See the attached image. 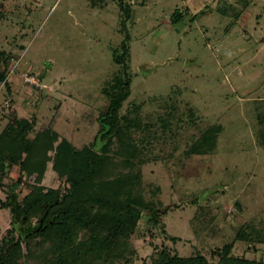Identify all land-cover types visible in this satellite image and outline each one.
Returning a JSON list of instances; mask_svg holds the SVG:
<instances>
[{
	"label": "rangeland",
	"instance_id": "1",
	"mask_svg": "<svg viewBox=\"0 0 264 264\" xmlns=\"http://www.w3.org/2000/svg\"><path fill=\"white\" fill-rule=\"evenodd\" d=\"M119 78L131 79L119 114L132 167L119 155L124 140L101 123ZM0 79V137L29 120L48 149L41 183L19 166L0 172L10 204L0 209V255L20 237L14 197L66 191L52 170L54 135L100 154L111 140L112 177L132 176L133 196L155 205L130 237L134 264L164 247L215 263L212 252L246 226L263 235L248 231L253 242L236 255L264 261V0H0ZM45 215L26 228L45 227ZM22 248L19 263L37 264L36 249Z\"/></svg>",
	"mask_w": 264,
	"mask_h": 264
},
{
	"label": "trees",
	"instance_id": "2",
	"mask_svg": "<svg viewBox=\"0 0 264 264\" xmlns=\"http://www.w3.org/2000/svg\"><path fill=\"white\" fill-rule=\"evenodd\" d=\"M130 94L131 79H117L107 91L111 101L101 123L103 131L109 129L107 136L116 134L124 140L119 155L125 165L132 167L133 136L129 128L121 124L119 114ZM9 128L0 137V172H4L6 164L19 166L27 175L37 172L41 183L48 171L45 143L37 137L31 138L33 124L29 120H21ZM48 138L49 146L56 144L52 170L66 178L68 186L63 194L59 190L37 187L22 203L14 197L12 224L20 237L17 242L4 241L0 264H20L23 242L28 249H36L29 258L37 264H134L130 237L142 219V211H151L155 205L141 196H133L132 176L122 173L112 177L111 167H108L112 141L104 147V154H100L91 146L78 149L67 139L60 141L54 135ZM213 141H208L212 148ZM2 208H10V204L0 199ZM44 214L49 220L44 229L26 228L34 217ZM22 217L27 219L25 224ZM253 230L250 226L244 227L233 242L212 252L215 263L203 254L181 256L164 247L156 251L151 264H264V261L249 260L235 253L241 243L253 242L254 238L248 236L250 231L263 235ZM123 260L126 263L119 262Z\"/></svg>",
	"mask_w": 264,
	"mask_h": 264
},
{
	"label": "water",
	"instance_id": "3",
	"mask_svg": "<svg viewBox=\"0 0 264 264\" xmlns=\"http://www.w3.org/2000/svg\"><path fill=\"white\" fill-rule=\"evenodd\" d=\"M49 208V207H48ZM47 215V214H46ZM46 215H45V217H43V220H42V222H41V225H43L44 224V222H45V218H46ZM42 229H44V227H39L38 228V230H42Z\"/></svg>",
	"mask_w": 264,
	"mask_h": 264
}]
</instances>
